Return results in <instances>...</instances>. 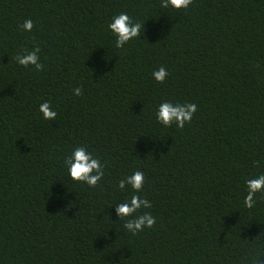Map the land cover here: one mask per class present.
Instances as JSON below:
<instances>
[{
	"label": "trees",
	"instance_id": "obj_1",
	"mask_svg": "<svg viewBox=\"0 0 264 264\" xmlns=\"http://www.w3.org/2000/svg\"><path fill=\"white\" fill-rule=\"evenodd\" d=\"M161 3L0 0V264L264 260V194L244 203L264 175V0ZM121 13L143 27L117 48ZM37 47L42 71L17 62ZM166 101L195 103L191 123H159ZM78 147L104 167L96 187L70 177ZM135 171L143 191L121 190ZM134 194L156 218L136 235L116 211Z\"/></svg>",
	"mask_w": 264,
	"mask_h": 264
},
{
	"label": "clouds",
	"instance_id": "obj_2",
	"mask_svg": "<svg viewBox=\"0 0 264 264\" xmlns=\"http://www.w3.org/2000/svg\"><path fill=\"white\" fill-rule=\"evenodd\" d=\"M193 3V0H162L161 7H172L177 10L188 9ZM26 31H31L34 27L32 20H26L21 26ZM143 25L139 22H133L130 16L126 13H121L113 17V21L109 24V28L116 37V47L123 48L129 41L140 37ZM40 49L37 47L33 51H26L23 55L16 57L17 62L28 67L35 66L37 71H42L44 65L39 62ZM169 73L161 67L153 73L154 79L158 83H164ZM76 96L82 95V89H74ZM195 103L173 104L171 102H163L159 105L156 116L157 121L165 127H171L175 124L179 129H183L187 124H190L193 115L197 112ZM39 111L43 114L45 120H55L57 112L52 110L49 102H44L40 105ZM65 164L69 169L70 177L77 182H83L90 187H96L104 176V167L100 161L92 156L84 147L76 148L72 155L65 160ZM145 182L144 173L135 171L132 175L119 181V188L125 189L126 185L131 186L134 193L143 191ZM248 194L245 198V206L252 208L255 205V197L257 193L264 194V175L249 179L247 181ZM152 205L147 199H142L140 195L134 194L130 200L120 203L117 207V215L122 218L133 217L128 219L124 227L133 235L143 231L145 227L152 228L156 224V218L150 213L137 215L142 208H151ZM252 264H264V260L254 258Z\"/></svg>",
	"mask_w": 264,
	"mask_h": 264
}]
</instances>
